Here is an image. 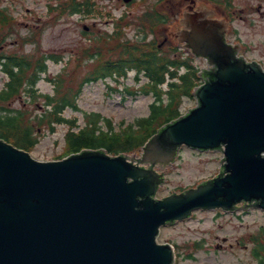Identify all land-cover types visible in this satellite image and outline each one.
<instances>
[{
  "label": "water",
  "instance_id": "water-1",
  "mask_svg": "<svg viewBox=\"0 0 264 264\" xmlns=\"http://www.w3.org/2000/svg\"><path fill=\"white\" fill-rule=\"evenodd\" d=\"M182 23L180 41L213 68L198 105L159 129L140 162L165 166L182 145L222 148V172L155 199L163 174L125 155L44 162L0 139V264H172L171 245L156 242L161 225L241 201L264 209V72L225 44L221 22L185 14Z\"/></svg>",
  "mask_w": 264,
  "mask_h": 264
},
{
  "label": "rangeland",
  "instance_id": "rangeland-1",
  "mask_svg": "<svg viewBox=\"0 0 264 264\" xmlns=\"http://www.w3.org/2000/svg\"><path fill=\"white\" fill-rule=\"evenodd\" d=\"M58 2V0H17L14 9L21 14L15 15L13 32L5 33L3 49L7 52L41 53L44 51L46 54L60 55L61 61H48L46 74L52 76L64 69L67 78L70 79L69 84L76 89L80 75L87 70L85 66L77 67L79 66L77 65L78 56L89 39L82 34V23L77 22L73 16L54 18L53 14L47 12L48 3L51 5ZM232 2L233 8L242 9V16L239 13V16L233 19L232 25L237 32H228L226 40L244 43L245 51H240L238 56H243L247 60H258L264 68V0H232ZM26 8L30 11H26ZM186 11L190 12L185 9L183 14L182 11L179 14L177 30L173 28L168 32V35H172L176 42L178 39L174 37L175 34L185 28L181 20L183 21ZM42 19L46 20L45 24ZM93 29H95L94 32L110 30L111 26L102 21ZM135 31L136 27L132 26L128 31L129 36H133ZM33 34L36 35L35 43H22L21 37ZM237 36H240V39H237ZM67 60L69 65L65 67ZM194 64L208 66L205 58L201 56L194 58ZM129 75L130 78L133 76L132 73ZM130 78L125 79L123 84L132 85ZM4 79L0 69V87ZM36 87L39 92L52 90L51 84L44 76H41ZM114 88L117 89L114 90ZM79 90L77 105L80 109L78 111L68 109L65 114L75 115L77 122L83 124L85 114L99 112L102 116L109 118L113 127L117 129L148 115L149 104L154 98L151 94L123 96V86L113 85V88H110L106 80L86 83ZM38 102L42 104L41 99H38ZM29 103L27 96L21 95L18 100L11 101L7 106L12 109L21 107L31 113L35 105ZM194 103V98L185 97L180 105L181 112L184 113L190 109ZM66 128V124H60L53 133L45 129L37 132L39 141L30 151L32 157L42 161L56 159L64 151ZM129 154L136 161L141 158L142 152ZM222 156L220 151H198L182 147L177 159L168 166L166 181L156 191L155 197H163L215 174ZM145 164L148 163L145 162ZM159 168L158 166L156 169L160 171ZM262 234L264 235V209L248 207L239 208L233 212L217 209L196 210L187 219L161 226L156 238L159 243L169 242L174 245L176 254L174 264H258L259 258L264 262V254H261L264 252V240L260 244L257 241ZM194 242H198L200 247L193 248ZM255 250L261 255L256 256Z\"/></svg>",
  "mask_w": 264,
  "mask_h": 264
},
{
  "label": "trees",
  "instance_id": "trees-1",
  "mask_svg": "<svg viewBox=\"0 0 264 264\" xmlns=\"http://www.w3.org/2000/svg\"><path fill=\"white\" fill-rule=\"evenodd\" d=\"M92 48L95 51H91ZM83 55L93 63V69L84 81L104 77L107 74L119 76L132 67L139 70L144 68L143 71L150 75L154 82L140 87L139 90L141 93H154L159 105L152 104L151 114L140 118L136 128L130 125L118 131L108 123V128L104 129L99 125L101 118L97 113L90 114L91 118L87 125L76 128L75 119L66 118L63 111L65 107L77 109L76 99L79 89L74 90L65 86L64 78L56 75L51 80L52 93L43 95L44 106L47 108L30 117L27 111L9 110L4 104L10 100L12 93H19L24 79L33 86L37 72L44 70L41 58L32 60L15 54L0 55V61L4 57L2 67L10 75L8 86L0 92V137L23 149L32 150L38 141L37 130L48 128L53 131L57 123L66 122L70 127L65 135L67 143L65 153L82 148H105L110 153L131 152L137 150L154 132V129L149 127L153 119L168 121L178 115L182 97L191 95L193 87L201 77L197 74L198 69L195 66H188L187 61L176 59L169 54H159L150 45L138 41L121 40L111 43L108 37H103L93 47L84 50ZM182 64L188 69L182 68ZM171 66H173L172 71H169ZM165 75H169L173 81L163 88L160 84ZM163 98L164 103H162Z\"/></svg>",
  "mask_w": 264,
  "mask_h": 264
},
{
  "label": "flooded vegetation",
  "instance_id": "flooded-vegetation-1",
  "mask_svg": "<svg viewBox=\"0 0 264 264\" xmlns=\"http://www.w3.org/2000/svg\"><path fill=\"white\" fill-rule=\"evenodd\" d=\"M59 4L61 2L67 1H74L76 2V7L74 11L70 14L77 22H92V25H95L94 22H102L105 21L109 23L111 29L115 31L118 27L119 22L123 21H138L140 16H145L147 5L152 6V4H156L158 6L164 7L166 10L165 16L162 18V22L156 24L151 28V30H155L156 27L158 28V35L162 37L164 41L169 44L171 49H177V46L180 50H184L186 53V48L183 46L181 42L177 40V42L172 38V35H168L173 28L177 30L178 28V17L182 11L188 9L189 11L198 10V0H131L126 2L124 0H58ZM17 0H0V10L3 12L5 16H8L11 20L16 19L17 14L19 11L14 9V5L16 4ZM105 3L107 4L105 6ZM47 6V12H49V3ZM215 6V5H213ZM191 7V10L188 8ZM135 9L139 10L136 11ZM256 9L258 10L257 6ZM210 10H213L215 15L212 16L209 13L207 14L208 17L216 18V14L219 13V17L226 18L228 17V11L221 9L220 7H210ZM26 11H30L29 8H26ZM242 9L239 10H232L231 13L233 16H239ZM187 12V11H186ZM242 16V13H241ZM180 24V21H179ZM130 25L126 28L129 29ZM88 33L89 29H85ZM229 28V32H230ZM141 37V32L136 31L134 36ZM128 35V32H127ZM228 35V33H227ZM129 36V35H128ZM132 37V36H130ZM175 37V36H174ZM161 46V45H159ZM243 47H241L242 49ZM210 69L213 68V65L210 64ZM251 202H245V206L251 205Z\"/></svg>",
  "mask_w": 264,
  "mask_h": 264
}]
</instances>
